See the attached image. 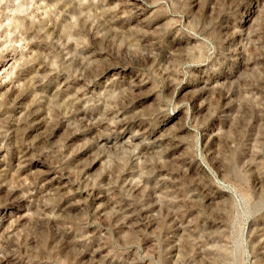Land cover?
Returning <instances> with one entry per match:
<instances>
[{"label":"rangeland","instance_id":"obj_1","mask_svg":"<svg viewBox=\"0 0 264 264\" xmlns=\"http://www.w3.org/2000/svg\"><path fill=\"white\" fill-rule=\"evenodd\" d=\"M124 4L0 0V264H264V0Z\"/></svg>","mask_w":264,"mask_h":264},{"label":"bare ground","instance_id":"obj_2","mask_svg":"<svg viewBox=\"0 0 264 264\" xmlns=\"http://www.w3.org/2000/svg\"><path fill=\"white\" fill-rule=\"evenodd\" d=\"M138 2H139V0H124V5H130V6H135V5H137L138 4ZM143 2V1H142ZM137 7H139V6H137ZM133 8V7H132ZM139 8H141V7H139ZM138 8V9H139Z\"/></svg>","mask_w":264,"mask_h":264}]
</instances>
